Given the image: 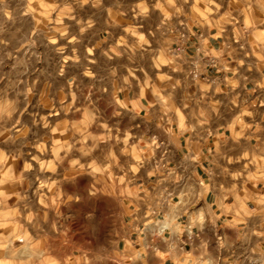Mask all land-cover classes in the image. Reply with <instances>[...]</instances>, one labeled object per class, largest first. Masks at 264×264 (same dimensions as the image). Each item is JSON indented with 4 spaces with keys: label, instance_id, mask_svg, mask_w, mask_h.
Masks as SVG:
<instances>
[{
    "label": "clouds",
    "instance_id": "obj_1",
    "mask_svg": "<svg viewBox=\"0 0 264 264\" xmlns=\"http://www.w3.org/2000/svg\"><path fill=\"white\" fill-rule=\"evenodd\" d=\"M0 264H264V0H0Z\"/></svg>",
    "mask_w": 264,
    "mask_h": 264
},
{
    "label": "crops",
    "instance_id": "obj_2",
    "mask_svg": "<svg viewBox=\"0 0 264 264\" xmlns=\"http://www.w3.org/2000/svg\"><path fill=\"white\" fill-rule=\"evenodd\" d=\"M211 71H212V70H210V72H211ZM213 75H215V73H213ZM248 87H249V88H251V87H252V85H251V84H249V85H248Z\"/></svg>",
    "mask_w": 264,
    "mask_h": 264
},
{
    "label": "rangeland",
    "instance_id": "obj_3",
    "mask_svg": "<svg viewBox=\"0 0 264 264\" xmlns=\"http://www.w3.org/2000/svg\"><path fill=\"white\" fill-rule=\"evenodd\" d=\"M101 36H103V33H101ZM92 206L91 205H89V208H91Z\"/></svg>",
    "mask_w": 264,
    "mask_h": 264
}]
</instances>
